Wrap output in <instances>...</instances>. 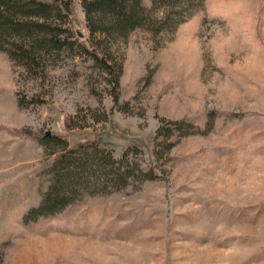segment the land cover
I'll use <instances>...</instances> for the list:
<instances>
[{
	"label": "rangeland",
	"instance_id": "rangeland-1",
	"mask_svg": "<svg viewBox=\"0 0 264 264\" xmlns=\"http://www.w3.org/2000/svg\"><path fill=\"white\" fill-rule=\"evenodd\" d=\"M63 1L69 44L15 38L28 66L0 48V264H264V0H188L171 29L125 38L91 35ZM76 38L120 66L116 91ZM39 132L136 144L159 176L26 221L51 177Z\"/></svg>",
	"mask_w": 264,
	"mask_h": 264
},
{
	"label": "trees",
	"instance_id": "trees-1",
	"mask_svg": "<svg viewBox=\"0 0 264 264\" xmlns=\"http://www.w3.org/2000/svg\"><path fill=\"white\" fill-rule=\"evenodd\" d=\"M150 1L151 7L143 0H81V5L91 35L99 33L104 37L110 35L113 38H125L136 28H145L155 34L171 29L181 21L184 10L182 3L188 0H166L170 6L165 9L158 7L160 11L164 10L160 16L153 14L160 0ZM70 2L71 0H64L63 8L68 10ZM25 5L29 7L28 10L24 8ZM178 7L180 9L176 10ZM61 15L57 0H0V48L6 50L11 58H18L27 66L34 63L37 59L34 53L25 48L22 41L14 39L26 38L31 40L29 43L34 42L35 46L43 47L69 44L68 37L60 36L66 29L55 22ZM76 41L81 48L109 69L113 89L116 91L119 86L120 66L113 71L112 65L103 58L104 56L98 55L78 38ZM6 43L11 47L6 48ZM18 99L20 104L39 100L22 95H18ZM71 123L72 118L69 116L66 126L69 127ZM172 123L180 124L181 121ZM159 129L169 130V127L161 125ZM34 136L40 139L44 149L53 157L49 161L50 183L42 193L39 203L25 213L26 221L40 215L59 212L82 196L110 194L125 188L132 181L159 176L152 168H142L133 153L139 148L136 144H127L121 155L115 156L106 145L92 138L69 146L66 138L57 133L39 132Z\"/></svg>",
	"mask_w": 264,
	"mask_h": 264
},
{
	"label": "water",
	"instance_id": "water-1",
	"mask_svg": "<svg viewBox=\"0 0 264 264\" xmlns=\"http://www.w3.org/2000/svg\"><path fill=\"white\" fill-rule=\"evenodd\" d=\"M49 133V132H48Z\"/></svg>",
	"mask_w": 264,
	"mask_h": 264
}]
</instances>
